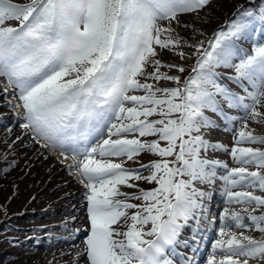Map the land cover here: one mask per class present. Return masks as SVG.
I'll list each match as a JSON object with an SVG mask.
<instances>
[{
    "label": "snow or ice",
    "instance_id": "obj_1",
    "mask_svg": "<svg viewBox=\"0 0 264 264\" xmlns=\"http://www.w3.org/2000/svg\"><path fill=\"white\" fill-rule=\"evenodd\" d=\"M210 3L211 0H30L20 5L0 0V76L14 86L13 94L22 102L15 105L24 109L21 127L36 143L45 141L42 147L59 148L62 155L71 152L74 164L69 168L82 177L79 182L87 181L84 186L88 190L90 235L83 252L78 253L87 264H179L170 257L180 255L177 249L182 243L188 247L187 240H182L183 230L189 221L206 218L204 201L211 198L196 186L197 182L214 185L216 169L228 168L201 156L209 148L227 151L200 134L204 128L219 127L205 111L219 115L225 128L236 120L217 96L229 109L244 114L236 144H264V137L243 130L248 128L249 118L264 123V43L243 56L235 44L248 33L253 13L245 12L228 31H219L206 48L203 43L192 45L197 49V59L185 80L160 72L165 66L181 73L185 69L163 65L157 59L155 46L164 50L184 46L182 38L173 36L159 22L175 21ZM13 20L18 22L16 26L8 23ZM259 21L264 23V12L259 14ZM148 67L153 71L148 72ZM220 67L235 70L228 79L243 94L223 84L216 71ZM141 77L173 81L178 86L156 87L141 82ZM4 91H8L7 87ZM134 92L144 95L130 94ZM153 116L159 118L149 119ZM105 129L109 138L100 141ZM129 134L136 138H127ZM113 136L119 138L112 139ZM145 153L161 158L141 165L150 172L148 176L106 159L126 157L132 161ZM231 155L242 164L264 168V151L259 149L233 147ZM75 157L81 159L75 162ZM140 179L157 187L132 194L119 190L121 185L137 188L130 181ZM220 179L229 202L264 206V197L231 190L241 185L264 191V175L259 171L232 168ZM121 196L124 199L118 198ZM132 200L141 203H131ZM129 210L134 211L129 214ZM224 216L228 217L227 209ZM248 218L252 223L244 225L238 213L232 214L237 227L264 233V215ZM220 233L230 237L216 241L214 246L224 253L220 264H241L233 259L241 256L245 257L243 264H248L249 259L264 262V241L237 238L234 233H225L223 227Z\"/></svg>",
    "mask_w": 264,
    "mask_h": 264
},
{
    "label": "rangeland",
    "instance_id": "obj_2",
    "mask_svg": "<svg viewBox=\"0 0 264 264\" xmlns=\"http://www.w3.org/2000/svg\"><path fill=\"white\" fill-rule=\"evenodd\" d=\"M28 1L30 0H19L16 3L24 5ZM12 2L15 3L14 0ZM257 8L260 10L258 11ZM245 12L253 13L254 18L249 25L248 33L243 39L236 40L241 46L235 41L236 47L240 46V50L242 48L239 54L243 56L251 53L256 45L264 43V37L260 35L261 33L264 35V23L259 21V14L264 12V0H211L210 5L196 13L180 15L175 21H160L161 27L170 29L173 36L182 38L184 46L170 50L155 46L159 53L157 59L163 65H179L185 69L181 73L175 67L165 66L160 68V72L178 76L181 81L185 80L192 73L197 59V49L192 45L203 43L206 48L208 42L219 31H228L232 22H240ZM180 52H184L186 55L182 57ZM234 62H238V60ZM147 71L152 72L153 68L148 67ZM216 71L224 85L236 93L243 94L242 90L228 79L229 76L235 75L234 69L220 67ZM140 79L141 82H147L156 87L177 85L168 80H145L143 77ZM0 83V264H87V261L78 255L79 252H83L85 242L90 235L87 193L82 189L79 179H75L71 183L64 181L77 172L75 169L65 168L64 160L54 163L48 161V156H44V153L49 152V158H52V153H54L52 148L42 147L41 145L45 141L36 143L32 136L26 134L27 130L21 128L25 122L21 119L24 111L22 107L15 105L22 104V102L18 95H13L14 91H11V85L8 84L6 77L0 76ZM4 87H7L9 93H4ZM217 100L226 108V112L240 120L242 111L228 109L226 102L219 96H217ZM257 110L262 111L260 108ZM205 112L217 116L218 120L222 122L221 125L224 123L219 115L208 110ZM241 121V125H232L235 126L234 129L225 128L223 124L224 129H220V127L204 128L200 133L208 135L211 139H217V142H220L223 139L221 135L225 134L226 137L221 145L227 151L224 150L222 157L223 164H226L228 169L244 166L231 155L233 147L252 146L253 149L264 151V144L257 143L259 148H256V143L236 144L239 139L238 133L242 130L245 122L242 119ZM246 123L248 128L243 130L252 131L254 135L264 137V123H257L251 118ZM162 146H164L163 142ZM208 152H202V154L210 157ZM202 154L201 156L204 157ZM134 159L138 160L134 164L136 165L134 170H139L142 176H148L150 172L141 168V165L161 158L145 153ZM4 169H8V171H4ZM252 171H259L263 175L264 168L258 169L254 165ZM227 174L228 170H226ZM130 183L136 184L137 188H124L121 185L119 189L122 193L132 194L139 189L150 190L157 187L155 183H149L144 179L132 180ZM196 186L200 189L205 187L206 190L209 189L207 184L202 188V183L199 182ZM224 186L222 181L218 186L221 192H217L215 199L225 197L228 209L238 207L236 201L229 202L227 196L224 195ZM231 190L245 193L241 185H237ZM257 192L260 193V191ZM118 198L124 199L123 196ZM210 199L214 200V195H211ZM208 201L210 200L208 199ZM130 202L141 203L139 200ZM132 211L134 210H129V214ZM213 216L214 213H212ZM11 223L19 226L15 228L11 226ZM150 227L151 225L147 226V228ZM223 228L227 229L226 226ZM243 229H240L241 232H244ZM35 233L38 236H33ZM13 234H18L17 238H12ZM145 238L153 239V237Z\"/></svg>",
    "mask_w": 264,
    "mask_h": 264
},
{
    "label": "bare ground",
    "instance_id": "obj_3",
    "mask_svg": "<svg viewBox=\"0 0 264 264\" xmlns=\"http://www.w3.org/2000/svg\"><path fill=\"white\" fill-rule=\"evenodd\" d=\"M9 24H11L12 26H16L18 24L17 21H10L8 22ZM70 77H65V79H68ZM1 85V83H0ZM160 87H166L165 85H161ZM173 87H177V85L175 86H169L167 88H173ZM16 91V90H15ZM14 91V92H15ZM13 92V93H14ZM6 93V92H4ZM9 93V92H7ZM130 94H135V95H144L143 92H134V93H130ZM14 95V94H13ZM128 106H132V105H128ZM224 109H226L224 107ZM24 111V110H23ZM205 115L209 116L212 120L214 121H217V117L215 116H212L210 115L209 113L205 112ZM23 117V116H22ZM21 117V119L24 121V119ZM159 117L158 116H153V117H150L149 119H158ZM238 123L237 125H241L242 124V121H241V118L240 120H237ZM114 123H117L119 124L120 122L119 121H113ZM218 125V124H217ZM22 128V127H21ZM24 129V128H22ZM206 129H211V128H206ZM214 129V127L212 128ZM209 131V130H207ZM203 137L208 140L210 143L212 144H217V139H211L208 135L206 134H203ZM109 138V134L107 132V129L104 130V132L101 134V136L99 137V140L102 141L103 139H107ZM119 137H116V136H113L112 139H117ZM127 138L129 139H132V138H136L134 137L133 135L129 134L127 136ZM211 139V140H210ZM256 148H259L260 146L257 145L256 143ZM50 148H52L50 145H49ZM250 148H252V146H249ZM42 148V147H41ZM260 150V149H259ZM62 151L61 149L59 148H56V152L55 150H53L54 153H52V158H49L50 155H49V152H45L44 153V156H48V161L51 162V163H54V162H57L59 160H64L65 162V165L67 169L69 170H73L74 168L70 169L69 166L70 165H73L74 164V158H73V154L71 152H67V153H64L62 155ZM207 151H209L208 153L210 154V157L209 156H205L204 154V157L203 158H206L208 160H212V159H217V161L219 160L220 156H221V153L219 152V149H212V148H209ZM65 156L67 158H65ZM99 158V157H97ZM81 159V157H75V162H78L79 160ZM108 160H111L112 162H115V163H122L123 166L125 168H131V167H134L136 165L135 162L138 161V160H132V161H128L126 157H120V158H116V157H108L106 158ZM171 159V158H169ZM252 166H254V164H251V165H248V164H244L243 167L247 168L249 172L252 171ZM264 175V173H263ZM75 179H82V177H80L78 174H75V175H72L71 177L69 178H66L64 179V181H70L68 183H71L73 181H75ZM87 183L86 180H84V183H82V189L88 193V190L85 188L84 184ZM123 186V185H122ZM124 188H127L124 186ZM242 190L245 191V192H252L253 195L255 196H261V197H264V192L259 190V188H251V187H247V186H241ZM250 189V190H249ZM121 191V189H119ZM257 191H260L257 192ZM235 201V200H234ZM205 204L212 206V205H215V203H212V202H208L207 200L204 201ZM217 204V203H216ZM237 205H239L238 207L236 208H230L228 209L229 207H227V204H226V199L221 200L219 201V203L217 204V214H216V217L214 218V226L212 227V230L213 232L212 233V239H213V242L208 244L207 247H206V250L204 252L205 256H211V261H215V264H220V262L222 260H224V253L222 252V250L214 247L215 244H216V241L218 240H227L229 237V235H224V236H221V233H220V230L222 227L226 226L227 229H225V233H234L236 234L237 238H242L243 236H247V237H251L252 239L254 240H257V241H264V233L262 232H259V231H256L254 228H248V227H237L236 226V222L232 220V215L233 213H238L243 219V221L241 222L242 224L244 225H250L252 223V221L248 218L252 215H256V216H261V215H264V206H260V205H255V204H248L246 202H236ZM248 204V205H247ZM209 208V207H208ZM207 208V210H208ZM227 209L228 212V217L225 219V216H224V210ZM209 217L210 213H208L207 211L204 213V216ZM205 218V219H202L200 224H202V226H206L207 228H209L210 226V221L207 220L208 219ZM212 226V225H211ZM188 228H190V226H188ZM197 228V226L195 227ZM241 228H244L243 231L244 232H241ZM187 231V230H185ZM204 232L202 231H199L198 233H194L193 235L190 234L187 236L191 237L192 240H190V246L193 244V240H199L200 238V235L203 234ZM247 243V241H245ZM215 255V256H212V255ZM233 259H237L241 262V264H243V260L245 259V257H233ZM248 264H264V262L262 261H258L256 259H249L248 261Z\"/></svg>",
    "mask_w": 264,
    "mask_h": 264
},
{
    "label": "trees",
    "instance_id": "obj_4",
    "mask_svg": "<svg viewBox=\"0 0 264 264\" xmlns=\"http://www.w3.org/2000/svg\"><path fill=\"white\" fill-rule=\"evenodd\" d=\"M2 251V250H1Z\"/></svg>",
    "mask_w": 264,
    "mask_h": 264
}]
</instances>
